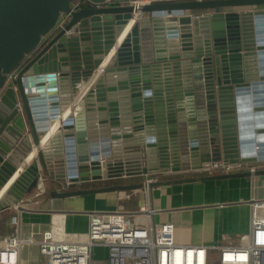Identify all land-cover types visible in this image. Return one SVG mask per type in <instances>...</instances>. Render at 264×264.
<instances>
[{"label":"water","instance_id":"obj_1","mask_svg":"<svg viewBox=\"0 0 264 264\" xmlns=\"http://www.w3.org/2000/svg\"><path fill=\"white\" fill-rule=\"evenodd\" d=\"M70 1L0 0V88L20 66L0 96V198L51 182L50 198L135 190L142 183L75 187L264 161V0ZM45 98L52 119L67 111L60 123L45 121ZM26 130L32 148L7 153ZM253 145L255 158L242 157ZM250 174L264 169L150 186Z\"/></svg>","mask_w":264,"mask_h":264},{"label":"crops","instance_id":"obj_2","mask_svg":"<svg viewBox=\"0 0 264 264\" xmlns=\"http://www.w3.org/2000/svg\"><path fill=\"white\" fill-rule=\"evenodd\" d=\"M137 2L142 3V1L134 3ZM141 15L144 17L146 14ZM71 107L72 103L67 109ZM66 113L67 111L65 115ZM59 119L62 120L64 117L61 115ZM25 135L24 143L15 150L17 155H24L32 148L28 130L25 131ZM249 165H254L255 170L264 169V161L249 163L245 167ZM206 167L207 164L204 165V168ZM246 169L239 172H248ZM214 174L218 173L206 169L189 171L181 175L167 172L157 177L159 181H166ZM144 178L143 175L121 176L102 181L81 182L77 183L75 189L141 183ZM49 184L24 193L14 203L8 198L0 200V239L18 231H48L52 239L58 240L65 233L85 231L88 212L126 213L140 210L147 203L154 211L152 216L154 222L172 224V237L177 245H234L238 237L247 233L249 229L247 201L251 198L264 199V174L160 184L148 190L143 188L118 190L64 198H50L48 190H58L60 186L56 184L48 186ZM11 215H16V224L9 222ZM91 253L96 264H108L105 247L96 245L92 247ZM17 264L44 263L37 246L28 244L19 247Z\"/></svg>","mask_w":264,"mask_h":264},{"label":"built area","instance_id":"obj_3","mask_svg":"<svg viewBox=\"0 0 264 264\" xmlns=\"http://www.w3.org/2000/svg\"><path fill=\"white\" fill-rule=\"evenodd\" d=\"M87 1L72 0L69 2V7L77 9ZM135 1L132 3L138 4V2L134 3ZM141 1L142 3L151 2V0ZM144 14L147 15V13ZM192 15L196 17V14ZM67 17L68 13H60L53 27L40 36L39 44L49 33L61 27ZM19 67L18 65L5 74L0 92L8 82H11ZM32 102L31 107L34 109L38 101ZM49 104L45 98L41 105H38L42 116L46 122L58 120L60 123L62 120L59 117L61 115L65 117V112L58 111L52 119ZM25 137L24 131L18 133L7 153H13L20 147ZM256 150L257 146L253 145L250 155L241 156L255 158ZM253 162L256 164L258 161ZM253 162L240 159L229 162L220 158L209 161L206 169L218 174H226L247 168L246 170L252 173L255 166L245 167V165L254 164ZM158 175H143L145 178L141 182V188L148 190L153 187L150 184L159 181ZM2 198L3 196L0 200ZM247 203L249 205V229L247 233L238 237L234 245H177L172 237V224L154 222L152 220L154 211L145 203L142 209L126 213L119 211L88 212L85 231L65 233L58 240L52 239L48 231H18L2 237L0 239V264H17L19 247L28 244L37 246L44 264H96L91 257L92 247L96 245L106 248L108 264H124L126 259L129 260V264H210L213 250L217 253V264H264V199L251 198ZM9 222L16 224V215H11Z\"/></svg>","mask_w":264,"mask_h":264},{"label":"rangeland","instance_id":"obj_4","mask_svg":"<svg viewBox=\"0 0 264 264\" xmlns=\"http://www.w3.org/2000/svg\"><path fill=\"white\" fill-rule=\"evenodd\" d=\"M4 90V88L2 89V91ZM2 91L0 92V96H1V94H2ZM55 185V184H53V183H50L48 186H50V185ZM105 262V261H104ZM104 262H102V263H104ZM124 264H129V260H125L124 261ZM210 264H217V253H216V251L215 250H213L212 252H211V260H210Z\"/></svg>","mask_w":264,"mask_h":264}]
</instances>
